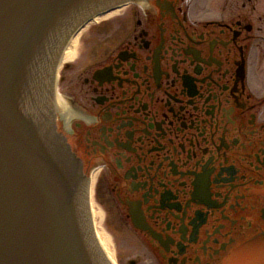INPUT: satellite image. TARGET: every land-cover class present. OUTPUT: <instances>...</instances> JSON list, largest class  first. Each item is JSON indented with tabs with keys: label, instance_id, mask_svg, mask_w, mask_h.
<instances>
[{
	"label": "flooded vegetation",
	"instance_id": "obj_1",
	"mask_svg": "<svg viewBox=\"0 0 264 264\" xmlns=\"http://www.w3.org/2000/svg\"><path fill=\"white\" fill-rule=\"evenodd\" d=\"M118 10L89 22L51 107L96 240L107 257L100 208L115 264L229 263L264 243V0Z\"/></svg>",
	"mask_w": 264,
	"mask_h": 264
},
{
	"label": "water",
	"instance_id": "obj_2",
	"mask_svg": "<svg viewBox=\"0 0 264 264\" xmlns=\"http://www.w3.org/2000/svg\"><path fill=\"white\" fill-rule=\"evenodd\" d=\"M117 1L0 0V264H112L51 87L69 39ZM253 248L226 264H264V243Z\"/></svg>",
	"mask_w": 264,
	"mask_h": 264
},
{
	"label": "bare ground",
	"instance_id": "obj_3",
	"mask_svg": "<svg viewBox=\"0 0 264 264\" xmlns=\"http://www.w3.org/2000/svg\"><path fill=\"white\" fill-rule=\"evenodd\" d=\"M122 10H115V11H111L108 13H105L103 15H97L93 18L94 22H99L103 19H106L108 17H111L115 14H118L119 12H121ZM91 24H88L86 26H84L83 28L79 29V31H77V33H75V35L73 36V38L71 39V42L68 46L65 47V50L62 54V57L60 58L61 63L67 61V60H71L73 59L76 54H77V47H78V39L80 37V35H82V33L90 26ZM60 63V62H59ZM54 101L55 100H61V96L58 95L57 93H54ZM97 216H98V225H99V231H98V238L100 241V244L102 245V247L104 248V251L108 257L109 260H111L112 262H114V250L111 247V239L108 236V234L104 231L102 225H101V221H102V211L100 208L97 209Z\"/></svg>",
	"mask_w": 264,
	"mask_h": 264
},
{
	"label": "rangeland",
	"instance_id": "obj_4",
	"mask_svg": "<svg viewBox=\"0 0 264 264\" xmlns=\"http://www.w3.org/2000/svg\"><path fill=\"white\" fill-rule=\"evenodd\" d=\"M115 15H113V16H111V17H108V18H106V19H104V20H102L101 21V23H102V25L103 26H108L110 23H112L113 21H116V20H118L120 17H118V16H115ZM105 22V23H104ZM102 26V27H103ZM107 26L105 27V28H107ZM96 29H98V25L97 24H93V25H90V27H88L83 33H82V35L80 36V38H79V40H81L83 37H85V36H87V35H89V34H91L92 32H95V30ZM101 29H104V27L103 28H101ZM56 93L57 94H62L63 93V90H62V88H61V84H59V85H56ZM61 96V95H60ZM112 240H113V248L114 249H118L119 250V244L117 243V240H115V239H113L112 238ZM129 249V245H127L126 246V250H128ZM129 253L127 254V255H125V256H123V260L122 261H124L123 263H126V261H125V258L126 257H130L131 256V254H132V252L133 251H131L130 252V250L128 251ZM121 264H122V262H121Z\"/></svg>",
	"mask_w": 264,
	"mask_h": 264
}]
</instances>
